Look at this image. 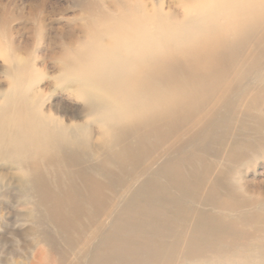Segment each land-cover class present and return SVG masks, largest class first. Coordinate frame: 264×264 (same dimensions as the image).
Instances as JSON below:
<instances>
[{"label":"bare ground","instance_id":"6f19581e","mask_svg":"<svg viewBox=\"0 0 264 264\" xmlns=\"http://www.w3.org/2000/svg\"><path fill=\"white\" fill-rule=\"evenodd\" d=\"M118 1L58 57L79 111L20 84L0 106L1 166L54 232L40 264H264V182L232 173L264 146V0Z\"/></svg>","mask_w":264,"mask_h":264},{"label":"rangeland","instance_id":"374dc122","mask_svg":"<svg viewBox=\"0 0 264 264\" xmlns=\"http://www.w3.org/2000/svg\"><path fill=\"white\" fill-rule=\"evenodd\" d=\"M153 2L159 8L161 0ZM118 3V0H0V106L4 104V96L20 84L23 98L35 94L39 107L69 118L72 111L78 110L75 104L80 99L75 92L77 85L60 68L58 57L65 50L69 58L85 57L87 49L78 45L85 32L105 29L130 17ZM170 3L171 0H164L165 7ZM38 20L49 24L50 39L37 40L32 36ZM62 32L65 34L61 35ZM52 39L55 40L53 51L49 49ZM22 99L17 98L16 105ZM256 105L264 111V98ZM1 163L0 264H40L41 253L51 252L49 238L54 232L39 219L33 202L20 192L21 172L2 167ZM232 173L240 182H264V146H259L257 153L247 163L233 168ZM59 247L67 246L60 240Z\"/></svg>","mask_w":264,"mask_h":264}]
</instances>
